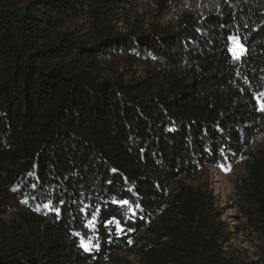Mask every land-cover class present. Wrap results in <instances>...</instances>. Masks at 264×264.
<instances>
[{
    "label": "trees",
    "instance_id": "trees-1",
    "mask_svg": "<svg viewBox=\"0 0 264 264\" xmlns=\"http://www.w3.org/2000/svg\"><path fill=\"white\" fill-rule=\"evenodd\" d=\"M141 1L181 0H0V216L10 187L27 203L0 227V264H135L128 248L138 264H236L213 193L182 179L239 160V210L264 230V8L189 13L175 31L112 25ZM83 14L94 33L64 28ZM142 50L147 75L125 79L111 59Z\"/></svg>",
    "mask_w": 264,
    "mask_h": 264
},
{
    "label": "rangeland",
    "instance_id": "rangeland-1",
    "mask_svg": "<svg viewBox=\"0 0 264 264\" xmlns=\"http://www.w3.org/2000/svg\"><path fill=\"white\" fill-rule=\"evenodd\" d=\"M240 2L257 9L264 8V0H181L166 11H161L151 2L141 1L119 12L112 25L122 33H129L133 26L142 33H152L154 28L175 31L181 19L189 13L207 15ZM94 23L95 18L92 15L83 14L70 19L64 28L68 31L88 34L95 32ZM126 55L125 52L121 53L111 61H115V65L119 66L125 79L144 78L148 71L145 68L154 61L150 53L142 50L135 55L140 61L131 64H126ZM260 144H264V134L255 139L252 147ZM245 173V165L239 160L235 163L206 165L198 174L183 178L182 182L213 193L217 210L226 227L232 232L227 244V253L234 258L235 263L264 264V230L259 231L252 226L239 210L241 199L236 192V184ZM8 191L10 195H14L13 204L11 202V207L0 216V227L10 224L16 218L17 212L27 207L26 200L19 195L18 187H10ZM130 247H134V241H131ZM117 254L135 264L139 263V258L130 248Z\"/></svg>",
    "mask_w": 264,
    "mask_h": 264
},
{
    "label": "snow or ice",
    "instance_id": "snow-or-ice-1",
    "mask_svg": "<svg viewBox=\"0 0 264 264\" xmlns=\"http://www.w3.org/2000/svg\"><path fill=\"white\" fill-rule=\"evenodd\" d=\"M228 39L232 42L231 47H229V51L231 52L233 58L237 59V60L241 59V57L246 54L247 49L245 48L244 44L242 43L240 37L232 36V37H229ZM259 110L264 111V103L260 104ZM119 203L122 205H128L129 202L125 200V201H120ZM45 207H49V205H45ZM57 211H59V209H57ZM95 219H96V215L94 212L93 213V219L91 221H89V224L87 226L88 227H94ZM112 222L113 221H110L109 223H112ZM117 226L119 227L118 222H117ZM121 231H123L122 228H121ZM81 246L84 247L85 250H89L88 245L83 244V242H82Z\"/></svg>",
    "mask_w": 264,
    "mask_h": 264
}]
</instances>
